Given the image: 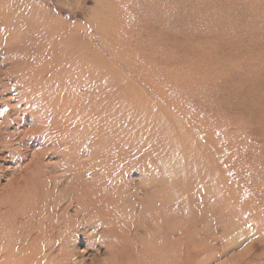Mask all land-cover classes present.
I'll use <instances>...</instances> for the list:
<instances>
[{"label": "rangeland", "instance_id": "1", "mask_svg": "<svg viewBox=\"0 0 264 264\" xmlns=\"http://www.w3.org/2000/svg\"><path fill=\"white\" fill-rule=\"evenodd\" d=\"M98 1L0 8L49 10L68 29L86 28L75 58L92 54L39 70L47 78L37 106L19 113L11 59L0 54V135L22 154L0 160V264H264V0ZM213 150L230 153L231 168L204 166ZM211 171H239L243 183L223 187ZM45 195L56 204L22 216ZM213 205L227 209L211 218Z\"/></svg>", "mask_w": 264, "mask_h": 264}, {"label": "bare ground", "instance_id": "2", "mask_svg": "<svg viewBox=\"0 0 264 264\" xmlns=\"http://www.w3.org/2000/svg\"><path fill=\"white\" fill-rule=\"evenodd\" d=\"M98 1V0H97ZM100 1V0H99ZM98 1V2H99ZM112 1V0H111ZM116 0L112 1L114 4ZM147 1V0H146ZM149 1V0H148ZM154 2V0H152ZM158 1V0H156ZM11 2L12 0H0V8L2 7H6V6H9L11 5ZM101 2L103 3V1L101 0ZM151 2V3H153ZM32 3L34 4L33 0H32ZM158 3V2H157ZM145 4H147V2H145ZM156 4V3H155ZM103 5H105L103 3ZM111 5V4H110ZM115 5V4H114ZM148 6L151 5V4H147ZM157 5H160V4H157ZM162 5V4H161ZM153 6V4H152ZM98 7V6H97ZM105 7V6H103ZM102 7V8H103ZM151 7V6H150ZM99 8V7H98ZM97 8V9H98ZM110 8V7H109ZM113 8V7H112ZM146 8V7H145ZM149 8V7H148ZM153 7H151L149 9V13H153V10H151ZM156 8V7H155ZM101 9V8H100ZM99 9V10H100ZM107 10V9H106ZM109 10H112L111 8ZM57 11V10H55ZM60 11V10H58ZM101 11V10H100ZM147 11V10H146ZM113 12V10H112ZM111 12V14H112ZM115 12V10H114ZM148 12V11H147ZM53 13V12H52ZM51 11L49 10H36V9H29L23 13H20V12H13V13H10L8 15H5L4 13H0V54L2 55H5V58H8V59H11V65L6 69V73L8 76H11V79L14 80V83H13V89L14 90H18L16 91L15 93V105L16 106H24L23 108L20 109V107H16L15 110L17 113H19V110H24L25 108L27 109L26 106H37V104L33 103V100L35 98L34 95H38L40 93H42V84H44L45 82V76L41 75L38 76L37 72H39V70H48L50 69L51 66L55 65L59 60L62 61V59H66V60H72V62L77 60L80 62H83L84 59H86V57H89L90 56V51L88 45L84 46L85 47V50L84 48H82L83 50L82 51H86L85 52V58L83 57V59H79V57L76 59V54L79 55V51L81 50V47H83V44L85 42H83V44H81L80 42L78 44H75L74 41H78L79 39L81 38H87L88 40V37H87V31L88 29L86 30V28H82L77 30V31H73L72 29H68L66 26H62L59 22V20L61 21V18L57 17L56 15L52 14ZM61 13V12H60ZM109 13V12H108ZM66 16H70V17H75L78 15L77 12H70V11H67L66 13ZM110 14V15H111ZM84 15V14H83ZM147 15V14H145ZM80 16V15H79ZM148 16V15H147ZM145 16V17H147ZM78 17V16H77ZM110 17V16H109ZM108 17V18H109ZM150 17V16H149ZM151 18V17H150ZM149 18V19H150ZM155 18V16H154ZM105 19V18H104ZM107 19V17H106ZM105 19V22L107 21ZM111 19V17L109 18ZM146 19V18H145ZM153 19V18H152ZM63 20V19H62ZM113 20V19H112ZM110 20H108L109 22ZM146 21V20H145ZM63 22V21H62ZM86 22V21H85ZM97 22V21H96ZM107 22V23H108ZM111 23H114L112 21H110ZM143 22V21H142ZM92 23V21H91ZM95 23V22H94ZM145 23V22H144ZM150 23V22H149ZM159 23V22H158ZM161 23V22H160ZM66 24V23H65ZM87 24V23H86ZM90 24V23H89ZM99 24V23H98ZM101 24V23H100ZM110 24V23H108ZM66 25H69V24H66ZM90 25H93V24H90ZM89 25V26H90ZM144 25H150L152 26V24H148V23H145ZM157 25V24H156ZM75 26V25H74ZM87 26V25H86ZM94 26V25H93ZM96 26V24H95ZM149 26V27H150ZM141 27H144L143 29H146L145 26H141ZM148 27V30L151 31L152 28H149ZM78 28V27H77ZM76 28V29H77ZM90 29V28H89ZM142 29V30H143ZM156 29V28H155ZM75 30V29H74ZM96 30V29H95ZM93 30V31H95ZM138 30H141V29H138ZM147 30V29H146ZM145 30V31H146ZM147 30V31H148ZM90 31V30H89ZM99 31V30H98ZM97 31V32H98ZM154 31V30H153ZM96 32V31H95ZM155 33V32H154ZM150 34V33H149ZM161 34V33H160ZM95 35V33H94ZM138 35H140V32H138ZM158 35V34H157ZM90 36V34H89ZM97 36V35H96ZM149 36V35H148ZM160 36V35H158ZM95 37V36H94ZM90 38V37H89ZM97 38V37H96ZM99 38V36H98ZM101 38V37H100ZM99 38V39H100ZM154 38H156L154 36ZM161 38H163V36H161ZM92 39V38H91ZM94 40H96L95 38H93ZM158 39V38H156ZM85 40V39H84ZM98 40V39H97ZM96 40V41H97ZM25 41V42H24ZM63 41V42H62ZM83 41V40H82ZM102 41V40H101ZM9 42H14L15 43V47H10L8 48V44ZM62 42V43H61ZM89 42V41H88ZM27 43V44H26ZM98 43L100 44V42L98 41ZM26 44V45H25ZM87 44V43H86ZM95 44V43H94ZM85 45V44H84ZM102 45V44H101ZM81 46V47H80ZM156 46V45H155ZM88 47V48H87ZM96 47V46H95ZM101 47V46H100ZM30 49V54L29 55H26L24 56L23 54V50L25 49ZM97 48V47H96ZM95 49V48H93ZM99 49V48H98ZM78 52V53H77ZM82 52V56H83V53ZM93 52L96 54L95 50H93ZM92 52V53H93ZM102 52V51H101ZM55 53H60L62 55L59 54L60 58L58 57V55H55ZM93 53V54H94ZM103 53V52H102ZM89 56H86L88 55ZM94 54V55H95ZM1 55V56H2ZM98 55H101V54H97L95 55L96 57ZM92 56V54H91ZM90 56V58H92ZM94 56V57H95ZM102 56V55H101ZM55 57H57L58 59H56ZM100 56H98L99 58ZM3 58V57H2ZM89 58V59H90ZM103 58V56H102ZM102 58L100 57V60H102ZM87 59L86 61L88 62H91L90 60H96V59ZM35 60H38L37 61V64L33 65L34 61ZM99 60V59H98ZM77 63V62H75ZM74 63V64H75ZM86 63V62H85ZM84 63V64H85ZM72 64H68V66H70V68L72 67L71 66ZM82 65V64H81ZM90 65V64H89ZM94 66V65H93ZM100 66V65H99ZM87 67V66H85ZM97 67V66H96ZM54 68V67H53ZM83 69V68H82ZM55 70V69H54ZM68 70V69H67ZM72 71V70H71ZM79 71V70H78ZM77 71V72H78ZM42 72V71H41ZM46 72V71H45ZM64 72V71H63ZM74 72V71H72ZM81 71H79L78 74H80ZM86 72V71H84ZM40 73V72H39ZM87 73V72H86ZM90 73V72H89ZM44 74V73H43ZM55 74V73H54ZM58 74V73H56ZM55 74V75H56ZM71 74V73H70ZM75 74V73H74ZM84 74V73H83ZM82 74V75H83ZM91 74V73H90ZM64 75V74H63ZM85 75V74H84ZM65 76V75H64ZM81 76V75H80ZM73 78V77H72ZM66 79V78H65ZM71 79V78H70ZM48 80V79H46ZM87 81V80H86ZM12 83V82H11ZM29 83H35L37 85H40V87L36 88V89H33L34 91H31L32 89L31 88H28V84ZM47 84V83H46ZM90 84V83H89ZM8 85L10 86L9 82H8ZM98 85V84H97ZM11 86V87H12ZM5 87H7V85H5ZM101 87V86H100ZM10 89V87H8ZM22 89V90H20ZM11 90V89H10ZM8 91V90H6ZM23 91L26 92V95L23 93ZM97 91V90H96ZM99 91V90H98ZM101 91V90H100ZM99 91V92H100ZM47 94V93H45ZM39 97V96H38ZM41 97V96H40ZM67 98V97H66ZM41 100L43 102V105L44 106H47V101H46V98L45 97H41ZM62 100V99H61ZM10 101H13L12 99H10ZM18 104H17V102ZM63 101V100H62ZM79 104V103H78ZM96 105V104H95ZM157 105V103H156ZM155 105V106H156ZM61 106V105H59ZM94 106V105H93ZM137 106H140L137 104ZM153 107V105H151ZM160 106V105H159ZM159 106H157L159 109H161ZM39 107V106H38ZM34 108V107H33ZM146 108V107H145ZM154 109V108H152ZM29 110V109H28ZM31 111V110H30ZM29 111V112H30ZM149 111V110H148ZM13 114H15V112H12ZM16 113V114H17ZM23 113V112H22ZM31 114V113H30ZM41 114H43V112H41ZM40 115V114H39ZM38 115V116H39ZM146 115V114H145ZM14 116V115H13ZM19 116V115H18ZM17 116V117H18ZM26 116V115H25ZM30 116V115H29ZM134 116V115H133ZM149 116V115H148ZM45 117V116H44ZM40 117L37 118L34 117L33 120H34V123H37L39 126H41V123L44 124V121H41V119H39ZM15 120L17 118H14ZM32 119V118H31ZM43 119V118H42ZM156 120V119H155ZM22 121V120H21ZM166 121V120H165ZM2 128V127H1ZM0 128V130H1ZM3 128H6V127H3ZM42 128V127H41ZM7 129V128H6ZM16 129V128H15ZM6 131V130H4ZM21 133V132H20ZM37 133V130H35L34 134ZM63 134V133H62ZM8 135V134H7ZM61 135V134H60ZM204 135L205 132H204ZM62 136V135H61ZM60 136V137H61ZM33 137V136H32ZM36 139H38L37 136H35ZM15 139V138H14ZM61 139V138H60ZM21 141V140H19ZM20 143V142H19ZM124 146V145H123ZM207 146H209L210 148H213V144H207ZM60 147V146H59ZM215 147V146H214ZM58 149V148H57ZM63 149V148H62ZM57 151V150H56ZM61 151V150H60ZM133 151V150H132ZM3 152H8V155H2ZM10 152V153H9ZM123 152V151H122ZM239 152V149L236 151V153ZM134 153V152H133ZM0 154L2 155L0 157V160H4L7 156L8 157H11V158H14L15 156L17 157H20L22 154L20 153V150L17 148V147H11L8 145V140H6L5 138L1 137L0 135ZM55 154V153H54ZM61 155V154H60ZM239 155V154H237ZM37 156V155H36ZM82 156V155H81ZM224 156V157H223ZM135 156H133L134 158ZM211 159L209 160H206L204 162V166H212L213 164H215L216 162V159L217 160H220L221 159V163L222 164H225V160H226V164H227V167L231 168L228 163H229V158H230V153L229 154H223L222 157H219V154H216V151L213 150L211 152ZM34 156L31 158V160L28 162V166L30 169H32L36 176L37 175H40L42 172H40L41 170V167L40 166H37L39 163H37V161L35 160ZM43 159V158H42ZM132 159V157H131ZM16 160V158H15ZM20 160V159H18ZM70 160H72L70 158ZM77 161H78V158H77ZM37 163V165H36ZM71 163V161H68V164ZM79 166V168L82 170V169H87L86 167V164L85 163H75ZM88 164V163H87ZM92 164V163H91ZM90 164V165H91ZM42 165V163H41ZM45 165V164H44ZM1 166V165H0ZM120 166V165H119ZM10 167V166H9ZM91 167V166H89ZM94 167V166H93ZM96 167V166H95ZM98 167V166H97ZM101 167V166H99ZM232 167H235V166H232ZM1 168V167H0ZM8 169V166L6 167ZM237 168V167H235ZM10 169V168H9ZM67 169V168H66ZM2 170V169H1ZM93 170V169H92ZM100 172L101 170L100 169H95V171L97 172ZM237 170V169H236ZM25 171V169L23 170ZM91 171V170H90ZM21 172V170H20ZM82 172V171H81ZM117 172V171H115ZM3 173V172H2ZM66 173V172H65ZM91 173V172H90ZM98 174V173H96ZM114 174V172H113ZM124 174V173H122ZM93 175V174H92ZM28 176V173L26 172L25 174V178ZM97 176V175H96ZM109 176V175H108ZM221 176V177H220ZM207 177H211L213 180L217 181L220 183L221 186H231L233 188V185H236V184H240V183H243V174L240 173L239 171L237 172H234V174H232L231 172V175L228 176V177H225L224 179L222 178V173L220 174H215L213 171H211ZM100 180V179H99ZM13 186V184H11ZM19 185V184H18ZM17 185V186H18ZM52 185V184H51ZM50 185V186H51ZM231 193L234 195V190L232 189ZM244 195V194H242ZM5 199V198H4ZM38 199V197H37ZM72 201L76 202L78 201L79 202V199L77 197H71ZM43 202H44V206L41 208L40 206V203L39 201H36V202H32L30 204V206L28 207L27 210H24L23 213L25 215H23L22 213V216L24 217H28V220H31L33 218H36L39 216V214L43 211V210H40V209H43L45 206H54L56 204L55 200L53 197H49L48 195H45L44 198L42 199ZM7 202V201H6ZM3 204H4V201H3ZM87 207V206H86ZM86 207H82L81 208V213L82 215L85 214L84 216H87V214L89 213V209H87ZM219 208H222V209H227V206L226 205H223L222 207H219V206H216V205H213L212 207H210V210H212L210 213H212V215H210V217L212 218L214 215H215V212L216 210H218ZM260 209V208H259ZM251 211H254V210H250L248 212V216H252L254 213L257 215V212L254 211V212H251ZM259 211V210H257ZM77 212V211H76ZM80 212V211H79ZM90 214V213H89ZM205 217L207 218L208 216L206 214H204ZM240 218H242V216H240ZM37 223V222H36ZM180 230L183 229V227H178ZM178 229V230H179ZM205 230V229H204ZM197 240V239H196ZM65 263H68L69 262V259H65L64 260Z\"/></svg>", "mask_w": 264, "mask_h": 264}]
</instances>
